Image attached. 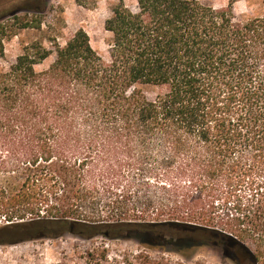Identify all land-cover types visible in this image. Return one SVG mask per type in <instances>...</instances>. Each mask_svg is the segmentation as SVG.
Returning a JSON list of instances; mask_svg holds the SVG:
<instances>
[{
	"label": "trees",
	"instance_id": "trees-1",
	"mask_svg": "<svg viewBox=\"0 0 264 264\" xmlns=\"http://www.w3.org/2000/svg\"><path fill=\"white\" fill-rule=\"evenodd\" d=\"M234 3L118 0L107 60L84 28L24 47L0 72V245L102 236L146 248L125 264L204 246L264 264V13ZM47 6L0 8V57L1 21Z\"/></svg>",
	"mask_w": 264,
	"mask_h": 264
},
{
	"label": "rangeland",
	"instance_id": "rangeland-1",
	"mask_svg": "<svg viewBox=\"0 0 264 264\" xmlns=\"http://www.w3.org/2000/svg\"><path fill=\"white\" fill-rule=\"evenodd\" d=\"M14 1L0 0V8ZM200 1L219 8L229 3V0ZM117 3L118 0H48V6L40 14L19 12L18 16L22 19L8 18L1 21L2 24L13 26L3 40L4 55L0 57V72L8 70L24 47L32 42L40 41L46 47L54 48L55 40L63 45L67 37L79 28L88 32L92 46L106 60L109 59L113 35L105 29V20L111 16L112 8ZM125 3L134 6L136 0H125ZM234 7L239 16L263 14L264 0H235ZM39 18L40 27L25 26L26 22L35 23ZM54 58L55 54H52L36 68H46ZM217 203L220 206L215 209L216 215L219 213L224 216L226 212L232 211V202L227 204L219 199ZM142 249L146 248L134 239L109 240L102 236L84 239L67 234L58 238L0 245V264H125V253H139ZM171 249L165 254L176 264H234L215 246H204L190 258H184ZM150 252L152 255L162 254L156 250Z\"/></svg>",
	"mask_w": 264,
	"mask_h": 264
}]
</instances>
